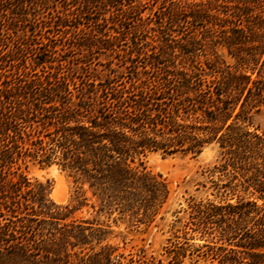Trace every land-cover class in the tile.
Here are the masks:
<instances>
[{
	"label": "rangeland",
	"instance_id": "rangeland-1",
	"mask_svg": "<svg viewBox=\"0 0 264 264\" xmlns=\"http://www.w3.org/2000/svg\"><path fill=\"white\" fill-rule=\"evenodd\" d=\"M10 2L5 3L10 18L0 17V86L17 77L61 78L73 92L90 89L97 97L104 90L109 96L119 90L137 93L135 97L142 92L161 101L175 92L184 95L188 81L200 79L202 88L213 89L224 76H248L239 86L228 85L236 102L223 125H215L204 106L190 109V101L187 113L180 109L176 117L189 135L182 146L134 154L130 165L164 183L161 194L146 190L147 179V187H137L130 197L116 191L107 196L56 161L48 165L27 156L12 167L32 184L47 185L54 204L71 207L65 222L85 220L83 225L97 228L83 251L89 245L94 251L109 246L113 262L221 264L220 256L230 247L240 248L220 235L218 219L227 204L262 205L264 200L254 190L245 160L225 153L219 136L227 124L264 135V70L259 71L264 53L256 64H240L239 58L249 53L248 43L217 42L229 34L223 9L233 0H133L131 5L23 0L20 8ZM256 78L262 83L255 85ZM168 85L178 90L163 92ZM247 87L254 94L241 109ZM216 126L220 128L213 134L210 129ZM53 189L62 201L53 200ZM198 208L209 212L202 220L196 217Z\"/></svg>",
	"mask_w": 264,
	"mask_h": 264
},
{
	"label": "trees",
	"instance_id": "trees-1",
	"mask_svg": "<svg viewBox=\"0 0 264 264\" xmlns=\"http://www.w3.org/2000/svg\"><path fill=\"white\" fill-rule=\"evenodd\" d=\"M132 1L87 0L103 5ZM8 2L0 0L3 19L10 18L5 12ZM10 4L20 8L23 0H11ZM223 14L229 34L220 35L217 42L248 43L249 53L239 62L256 64L264 53V0H233L224 5ZM262 61L259 71L264 70V56ZM247 79L245 74H230L213 89L202 88L200 79L188 81L184 95L175 92L161 101L159 96L142 92L137 97V93L124 95L120 90L110 96L104 90L98 97L90 89L73 92L61 78L17 77L0 86V264H155L152 259L113 262L109 246L94 251L89 245L83 251L82 245L91 241L97 228L83 225L85 220L65 222L71 207L54 204L48 198L47 185L32 184L18 167H12L17 159L27 156L48 165L56 161L107 196L116 191L121 197H130L137 187H147L149 181L146 190L161 194L166 191L164 183L130 165L134 154L147 148L182 146L189 135L181 129L182 124L176 123V117L180 109L187 113L190 105L194 111L204 106L203 111L210 113L215 125L217 121L223 125L236 102L229 96L228 85L236 82L239 86ZM253 83L258 85L262 80L256 78ZM177 90L168 85L163 92ZM253 94L252 87H247L241 109ZM239 114L235 113L233 119ZM238 127L226 125L227 131L219 136L220 146H227L225 153L245 160L244 168L254 175V190L264 200V135L239 131ZM219 128L208 129L214 134ZM8 175L14 179H7ZM226 206L218 219L219 233L240 248L230 247L220 256L221 264H264V203ZM196 211L200 220L209 213L206 208ZM75 247L80 250H73Z\"/></svg>",
	"mask_w": 264,
	"mask_h": 264
},
{
	"label": "bare ground",
	"instance_id": "bare-ground-1",
	"mask_svg": "<svg viewBox=\"0 0 264 264\" xmlns=\"http://www.w3.org/2000/svg\"><path fill=\"white\" fill-rule=\"evenodd\" d=\"M57 190V189H56ZM56 190L55 189H53L52 191H51V194H50V196L53 198V200L54 201H56V202H59V201H62L61 200V195H58L57 194V192H56ZM61 193V192H60Z\"/></svg>",
	"mask_w": 264,
	"mask_h": 264
}]
</instances>
